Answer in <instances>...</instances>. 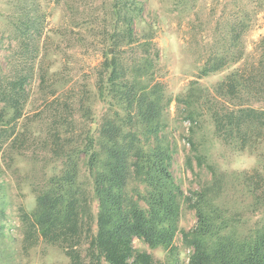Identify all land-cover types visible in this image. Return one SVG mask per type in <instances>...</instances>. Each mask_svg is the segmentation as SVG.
Masks as SVG:
<instances>
[{"label": "trees", "instance_id": "obj_1", "mask_svg": "<svg viewBox=\"0 0 264 264\" xmlns=\"http://www.w3.org/2000/svg\"><path fill=\"white\" fill-rule=\"evenodd\" d=\"M19 8L16 20L13 13L8 16L14 39L25 47L18 62L26 71L16 68L10 79L0 77V151L10 161L29 140L54 163L34 190L33 207L20 214L23 243L30 246L40 238L57 245L68 264H264V163L255 153L264 141V34L255 42L259 51L252 61L236 47L249 13L239 8L237 22L222 34L225 46L172 97L158 78L155 21L146 26L141 0H111L109 17L99 33L92 31L93 37L101 35L104 57L92 66L93 78L78 92H60L68 62L53 58L46 67L39 65L38 88L49 96L29 116L24 113L32 111L27 63L38 57L43 15L36 6ZM126 47L132 50L129 59L123 56ZM220 71L224 74L211 90L199 83ZM172 100L189 124L194 154L186 166L192 170L194 163L209 174L187 193L171 171L176 146L167 131V108ZM206 129L233 150L255 156V165L226 171L210 162L203 146ZM183 208L195 215L188 229L179 225ZM178 234L185 258L174 242ZM134 239L164 252L163 259L154 260Z\"/></svg>", "mask_w": 264, "mask_h": 264}, {"label": "rangeland", "instance_id": "obj_2", "mask_svg": "<svg viewBox=\"0 0 264 264\" xmlns=\"http://www.w3.org/2000/svg\"><path fill=\"white\" fill-rule=\"evenodd\" d=\"M111 0H0V77L8 79L16 72V68H23L18 62L21 59L23 42L14 39L13 29L9 24V13H13L12 20H16L23 6H36L42 17V31L39 37L38 57L28 61L32 69V78L27 80L26 89L31 109H24V113L32 116L36 110L43 107L44 94L38 88V67L47 66L54 58L68 62L63 68L65 84L58 91L72 90L78 92L83 85L93 78L92 66L98 64L104 57L98 42L101 35L98 28L109 17ZM143 9L141 17L146 26L155 21L152 31L154 47L159 51L157 59L158 78L164 83L165 94L174 97L183 93L186 84L196 79L198 69L206 58L223 48L226 42L222 37L228 30L230 23L238 20L241 11L249 13V22L241 29L239 44L244 48L248 60L252 61L259 50H255V42L264 34V5L259 6V0H141ZM6 7H1L3 4ZM54 12L58 13L55 18ZM145 25V24H144ZM49 30H52L51 32ZM140 25L135 22L134 32L141 37ZM95 31V32H92ZM48 34V35H47ZM81 37V38H80ZM20 38V37H19ZM43 43V44H42ZM25 48V47H24ZM233 48L232 51H235ZM123 56L129 59L132 50L126 47ZM257 51V52H254ZM45 61L41 63L42 54ZM240 61L233 67L241 65ZM255 60V59H254ZM254 62V61H253ZM20 64V65H18ZM229 67L228 69H231ZM26 68L22 69V73ZM226 71V70H225ZM224 71L210 73L198 79L199 83L212 89ZM34 108V110H33ZM170 132L176 152L173 155L171 167L175 180L187 193L198 187V181L206 179L208 173L204 167H197L193 163L191 170L186 166L187 156L194 154L187 141L188 122L183 119L180 108L172 100L167 108ZM204 148L208 159L220 169L249 170L255 163V156L235 151L231 146L215 137L210 129H206ZM196 139V133L192 137ZM19 147L14 153V159L7 161V155L0 151V264H68L69 259L62 249L54 244L38 238L30 246L23 243V228L20 214L24 209L33 207L34 190L42 185L51 173L53 161L48 164L46 151L34 148L29 143ZM201 149V146L198 147ZM255 153L264 163V141L259 143ZM3 187H2V186ZM92 211L96 212V203H92ZM195 221L194 211L183 208L180 227L188 229ZM180 235L175 237V245L181 249V258H185L186 251L180 243ZM28 244V243H27ZM134 246L150 252L154 258L163 259L164 252L150 250L146 245L134 239ZM9 254L11 255L10 257ZM185 260V259H184Z\"/></svg>", "mask_w": 264, "mask_h": 264}, {"label": "water", "instance_id": "obj_3", "mask_svg": "<svg viewBox=\"0 0 264 264\" xmlns=\"http://www.w3.org/2000/svg\"><path fill=\"white\" fill-rule=\"evenodd\" d=\"M95 127V125H93V128Z\"/></svg>", "mask_w": 264, "mask_h": 264}]
</instances>
